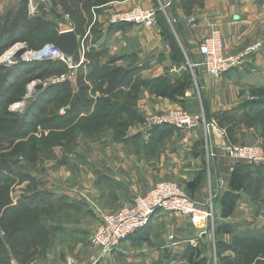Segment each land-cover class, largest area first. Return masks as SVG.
I'll use <instances>...</instances> for the list:
<instances>
[{
	"label": "crops",
	"instance_id": "crops-1",
	"mask_svg": "<svg viewBox=\"0 0 264 264\" xmlns=\"http://www.w3.org/2000/svg\"><path fill=\"white\" fill-rule=\"evenodd\" d=\"M13 2L0 3V16L5 12L3 8ZM136 8L156 10V25L146 29L128 23L113 24L112 15ZM86 20L83 28L76 29L71 19L70 26L58 30V34L73 30L78 44L82 42L86 47L83 59L79 55L74 57L75 63L81 59L84 63L67 93L72 107L76 97L85 104L80 116L69 115L64 122L94 124L98 128L91 135L95 139L94 150L82 148V137L77 138L81 147L76 151L71 148L72 136L59 140L63 146L58 148L63 151L57 153V148L50 151L52 158L46 160V171L49 162L56 167L54 171L48 170L49 181L79 184L73 192H85V197L107 212L130 206L136 197L146 195L157 184L173 181L196 201L217 199L214 210L221 218L219 200L231 191V168L245 163L228 158L217 146L218 140L208 136L204 124L196 130L153 129L147 128L144 120L153 114L182 108L204 115L207 123L218 128L232 127V133L240 137L235 138L239 144L253 142V133L264 143L253 126L236 130V122L242 119L236 112L264 109V0H108L91 8ZM213 29L221 32L227 54H246L243 68L225 73L220 79L211 77L200 66L196 75L191 66L201 64L198 47ZM43 43L34 46L55 45L51 41ZM252 48L255 50L248 53ZM182 85L185 90L177 96V103L159 94L160 90L169 91ZM224 113L233 115L234 120L219 123L217 117ZM75 126L81 129L77 123ZM77 151L83 162L75 170L70 167V160L77 157ZM56 156H63L62 166L61 157ZM87 160H94L95 166H90ZM62 167L64 171H60ZM262 176L264 179V173ZM240 194L234 214L221 218L223 221L234 222L241 214L250 220L257 213L250 194ZM213 237H200L188 218L161 211L127 243L137 247L142 242L144 246L149 243L148 253L155 258L152 264L157 261L173 264L174 258L182 256L184 246L190 247L185 244L196 248L211 240L212 246L215 234Z\"/></svg>",
	"mask_w": 264,
	"mask_h": 264
},
{
	"label": "rangeland",
	"instance_id": "rangeland-1",
	"mask_svg": "<svg viewBox=\"0 0 264 264\" xmlns=\"http://www.w3.org/2000/svg\"><path fill=\"white\" fill-rule=\"evenodd\" d=\"M7 1L0 0V3L5 4ZM19 1L15 0L13 2L15 4L10 5L11 7L5 6L4 14L0 16V38H3L0 39V129L3 131L0 133V237L8 252L6 259H10L11 264H33L34 261H39V264H152L155 258L148 253L149 243L144 246L145 242H142L141 247L127 243L130 242V237L146 228L125 239L107 258L93 263L91 257L96 255L97 251L91 245V238L101 224L102 218L98 210L114 214L122 208L107 212L93 199L85 197L84 195H87L85 192L74 193L73 189H78L79 184L63 185L59 180L53 183V180L49 181L48 170H56L55 164L49 162L46 171V160L52 158L50 151L56 148L57 153L63 151L58 148L57 141L78 131L79 134L73 135L72 138V151L81 147L77 142L78 137L84 138L82 148L88 147L87 151L94 150L92 147L94 137H87L82 129L75 128L76 123L77 126H81V121H71L67 124L59 119L52 122L53 125L50 127L53 128H44L52 118L67 114L78 116L82 114L71 106L65 95L70 92L72 88L70 85L76 81L83 65L76 70V76L72 80L69 79L63 84H52L49 81L54 76L68 73L67 65L60 62L24 60L27 53L41 49L40 46L31 47L32 43L38 44L36 22L52 23L56 28L54 30L49 28V33L54 35L57 30L69 27L70 20L74 21L75 17L70 16L63 6V8L53 6L52 13L49 0H32V3L31 0H23L21 6ZM104 1L108 0L76 2L77 4H72L71 12L76 11V15L83 17L86 23L88 11ZM31 7H37L38 10L31 13ZM17 9H20L22 15L26 12L28 21L25 29L21 24L12 23L13 17L19 13ZM12 39L19 41L13 43ZM21 49L25 51L22 54L19 52ZM39 86L41 88H38ZM236 115L242 118L236 122V130L257 126L254 129L264 140V109L257 108L248 113L243 110L236 112ZM84 126L89 127L86 123L81 127ZM17 130H20L19 135L13 136ZM6 134L10 138L7 139L4 136ZM245 136L246 134H243V137ZM48 137L54 139L51 144L43 142V139ZM252 137L254 141L249 142V145L255 143L264 145L260 137L255 138L254 133ZM235 138L240 137L235 133L232 139ZM54 143L56 144L52 146ZM76 154L77 157L70 160V167L75 170L80 166V162H83L78 151ZM62 158L63 156L60 159V166L63 164ZM91 161L87 160L88 164L94 167V160ZM60 169V171L65 170L64 167ZM166 182L173 181L161 183ZM50 185L56 186L51 188ZM257 190L260 191L255 196V201H258L257 213L251 215L250 220L244 219L241 214L234 222L231 220L225 222L214 214V223L209 225L206 236L213 239L215 234V245L213 243L211 246V240L205 241L203 247H207L206 254L197 256L188 246H184L186 249L182 256L174 258L176 262L173 264H264V217L259 218L261 213L264 214V211L262 212L264 184L255 187L254 192ZM257 219L260 222L257 223ZM219 223H222L221 226H227L232 232L231 235H216V227ZM20 227L26 231H22ZM251 237L263 238L260 240L257 238L255 239L257 242L253 243ZM220 243L223 247L219 245ZM185 245L191 247L192 244ZM217 248L220 251H217ZM3 261L5 262L4 259ZM157 263L159 261L154 262Z\"/></svg>",
	"mask_w": 264,
	"mask_h": 264
},
{
	"label": "built area",
	"instance_id": "built-area-1",
	"mask_svg": "<svg viewBox=\"0 0 264 264\" xmlns=\"http://www.w3.org/2000/svg\"><path fill=\"white\" fill-rule=\"evenodd\" d=\"M45 1V0H44ZM32 3V0H31ZM30 7V6H29ZM38 8L31 7V13ZM111 20L113 24L128 23L149 29L157 23V11L154 9L136 8L130 11L115 13ZM256 48V47H255ZM250 49L249 52L255 50ZM37 57L27 62H60L67 65L68 73L54 76L49 83L63 84L76 76L86 54V47L81 42L77 45L73 56L67 55L55 45H46L34 52ZM28 54V53H27ZM82 57L79 63L74 62V57ZM198 55L202 58L200 65H191L193 70L203 67L207 73L220 79L225 73L245 66L246 54L230 55L221 32L213 29L210 36L205 38L198 47ZM248 55V54H247ZM147 128L171 126L179 130H196L204 124L208 136L218 140V145L226 156L237 162L264 166V148L261 144H233L228 138L227 131L207 123L204 115L193 114L182 108L153 114L145 119ZM235 167L231 168L233 172ZM99 209L98 207H96ZM101 213V224L91 238V245L97 251L91 257L93 263H98L117 249L125 239L146 227L158 212H165L177 217L188 218L192 225L199 231L200 237L206 236L209 225L214 223V201L202 203L191 198L177 183L166 182L153 187L146 195L136 197L134 203L122 208L119 212L108 214Z\"/></svg>",
	"mask_w": 264,
	"mask_h": 264
},
{
	"label": "trees",
	"instance_id": "trees-1",
	"mask_svg": "<svg viewBox=\"0 0 264 264\" xmlns=\"http://www.w3.org/2000/svg\"><path fill=\"white\" fill-rule=\"evenodd\" d=\"M81 1H83V0H49V2L51 3V6H52V9H51L52 13L54 12L53 11V6H56V7L57 6H61V7L63 6L65 8V10L67 12H69L70 16L75 17V20H74L75 22L74 21L73 22L75 23L76 29H80L83 26L84 19H83V17L82 18L80 16L78 17V15H76V11L75 12H71V9L73 7L72 4H77L78 2H81ZM88 1L89 0H87V2ZM19 2H20V6H21L23 4V0L22 1L20 0ZM19 10H18V12H19ZM13 20L14 21H12V23H15L16 25L21 24V25L24 26V29H25L26 22L28 21L26 12L24 13V15H22V12L20 11L19 13H17V15L15 17H13ZM36 24H37L36 28H35L36 35H39L38 39L36 40L38 42V44L40 43V45H41V44H44L43 42H49V41H51L53 43H56L58 41V39L60 37V35L58 34V30H57V32L54 35H51L49 33L50 29L54 30L56 28L55 26L52 25V23H50V22L44 23V22L38 21V22H36ZM77 33H80V32H77ZM0 39H3V38L1 37ZM12 40L15 41V39H12ZM18 40L19 39H16V41H18ZM31 47H35L34 43H32ZM184 90H185V86L182 85L181 87L172 88L169 91L165 90V89L164 90H160L159 94H160L161 97L167 98V99L171 100L172 102L177 103L178 102L177 101V96H179ZM65 99L69 100V97L67 96V93L65 95ZM260 103H262V102H260ZM84 104H85L84 100H82L80 97H76L75 101L73 103V108L75 110L80 111V109L82 108V105H84ZM257 104H259V103H257ZM263 105H264V103H263ZM117 114H118L117 112H114V115H117ZM69 115H71V114H67L65 116H61V117H58V118L55 117V118L50 119L48 121V124L45 125L44 128H53V127H50V126L53 125L52 122H56L57 120L59 121V119H60L61 122H63L65 120V118L67 116H69ZM217 119H218L219 123H221L223 125V124H227L230 121H233L234 117L230 113H224V114L218 116ZM166 127L174 128V127H171V126H164V128H166ZM253 127L256 128L257 126H253ZM75 128L78 129L77 127H75ZM84 128H87V129L85 130ZM155 128H161V127H154L153 129H155ZM81 129L85 133L89 134L88 136L93 135L98 130V128L94 124L89 126V127L88 126L87 127L86 126L81 127ZM174 129H176V128H174ZM226 131H227L229 140L232 139L233 135H234V133H232V127H229ZM1 132H3V131L0 129V133ZM19 133H20V130H17L14 133L15 135H13V136H17V135H19ZM73 135H76V133H74ZM73 135H71V136L73 137ZM4 136L7 139L10 138V136H8L7 134L4 135ZM48 138L43 139V142L51 144V141L54 140V139L51 138V137H48ZM230 142L233 143V144H238V142H236L235 139L230 140ZM36 143H38V142H36ZM56 143L58 145H61L58 141ZM56 143H54L52 146H54ZM262 146L264 148V145H262ZM252 170L255 173L248 174V172H251ZM263 173H264V166L263 165L257 166V165H252V164L245 163L244 165L235 167V170L232 172V176H231V183H230L231 191L225 193L219 200V205L221 207V218L226 219V218H229L230 216H232L234 214V212L236 210V207H237V204H238V202L241 199V194L240 193H242V192L243 193L244 192H248V194H250V197L253 199L254 203L258 202V201H255L256 200L255 196L258 195V191L259 190H257L256 192H254V190H255V187H258L259 185H262V183L264 184V179H263V176H262ZM198 182H200V179L197 181V183ZM191 186H192V183H191ZM216 200L217 199H215V201H214V205H216V202H217ZM255 206H257V204H255ZM260 210H262V208ZM41 221H42V219H41ZM221 225H222V223H219L218 226L216 227V235H219V234H229V235H231L232 232L228 229V227L227 226H221ZM147 226L144 227V228H147ZM20 229L22 231H26V229H24L23 227H20ZM132 237H130V239ZM251 238H252L251 242H253V243L257 242V240H255V239H257L258 237H256L255 239H253V237H251ZM262 238L263 237H259L258 240H260ZM221 242H223V241H221ZM248 242H250V240H248ZM6 244H7V242H6ZM219 245H221V247H223V245L221 243ZM206 248L207 247H203V245H199L196 248L189 247V250H192L193 254H195L197 256L199 254L200 255H202L204 253L206 254V251H205ZM219 248H220V246H219ZM219 248H217V251H220ZM6 257L8 258V252H7L6 248H5V245H3V240L0 237V264H11L10 263V259H6ZM2 258L5 260V262L3 261ZM224 261H225V263H227L226 262L227 260L224 259Z\"/></svg>",
	"mask_w": 264,
	"mask_h": 264
},
{
	"label": "water",
	"instance_id": "water-1",
	"mask_svg": "<svg viewBox=\"0 0 264 264\" xmlns=\"http://www.w3.org/2000/svg\"><path fill=\"white\" fill-rule=\"evenodd\" d=\"M77 45H78L77 37H76L73 30L63 32L60 35L58 41L55 43L56 47L63 50L69 56L75 55ZM19 52H20V54H22L25 51L23 49H21ZM195 70H196V75H198V69H195ZM185 71L186 70L183 69V73ZM38 88H41V86H39Z\"/></svg>",
	"mask_w": 264,
	"mask_h": 264
},
{
	"label": "bare ground",
	"instance_id": "bare-ground-1",
	"mask_svg": "<svg viewBox=\"0 0 264 264\" xmlns=\"http://www.w3.org/2000/svg\"><path fill=\"white\" fill-rule=\"evenodd\" d=\"M36 57H37L36 53L31 52V53H28L24 58L31 60V59H36Z\"/></svg>",
	"mask_w": 264,
	"mask_h": 264
}]
</instances>
